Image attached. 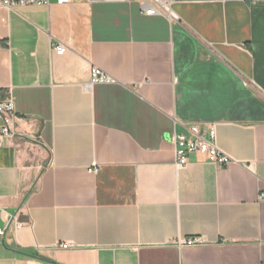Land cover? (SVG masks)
Instances as JSON below:
<instances>
[{
	"label": "crops",
	"instance_id": "0c3cea01",
	"mask_svg": "<svg viewBox=\"0 0 264 264\" xmlns=\"http://www.w3.org/2000/svg\"><path fill=\"white\" fill-rule=\"evenodd\" d=\"M173 8L171 23L138 0L0 7V97L18 116L0 264H264V0ZM95 66L117 83L88 87ZM192 123L233 161L176 167L171 134Z\"/></svg>",
	"mask_w": 264,
	"mask_h": 264
},
{
	"label": "built area",
	"instance_id": "2783aa9c",
	"mask_svg": "<svg viewBox=\"0 0 264 264\" xmlns=\"http://www.w3.org/2000/svg\"><path fill=\"white\" fill-rule=\"evenodd\" d=\"M72 0H56L60 5L69 4ZM124 2L130 0H88V2ZM180 0H138L146 15H162L171 23L179 20V16L173 5ZM51 0H0L1 8L13 9L21 6H48ZM53 50L57 54H63L67 47L63 42L58 41L54 44ZM117 80L108 72L99 67H93L89 86L96 84H115ZM18 118L15 111L14 96L11 91H7L4 97H0V147L6 144L16 133L15 121ZM171 140L175 148V165L184 167L189 163L190 155H204L207 160L215 165L223 166L233 161L232 157L222 151L217 144V131L215 125L203 127L200 123H192L187 127V133L174 130ZM97 172L98 169H90ZM264 200V194L260 195ZM19 226L20 223H17ZM4 230H0V235ZM179 246H201L205 244L203 237L181 238ZM69 243L62 244V247H69Z\"/></svg>",
	"mask_w": 264,
	"mask_h": 264
}]
</instances>
